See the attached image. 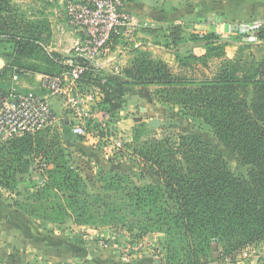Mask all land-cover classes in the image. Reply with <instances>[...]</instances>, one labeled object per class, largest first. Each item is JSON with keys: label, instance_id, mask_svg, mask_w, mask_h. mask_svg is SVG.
<instances>
[{"label": "trees", "instance_id": "16d2710c", "mask_svg": "<svg viewBox=\"0 0 264 264\" xmlns=\"http://www.w3.org/2000/svg\"><path fill=\"white\" fill-rule=\"evenodd\" d=\"M15 1L0 0V56L7 62L6 73L58 76L67 71L70 67L62 62L68 56L48 53L40 45L51 38L49 21L27 20ZM170 37L176 44L185 41L180 27H174ZM190 38L201 40L205 54L178 56L177 73L141 49L134 50L136 57L122 75L104 74L75 59L87 69L82 87L102 92L98 106L116 122L134 86H159L161 102L208 126L227 153L184 130L176 138L146 143L139 152L157 182L122 184L127 175L104 170L101 186L92 191L80 166L70 165L61 153L62 137L46 130L0 146V187L14 189L19 176L25 169L30 173L37 162L41 174L31 185L34 199L48 202L55 194L58 203L51 204L50 211L56 216L69 212L78 225H122L163 234V264H210L214 249L222 259L264 241V57L249 54L245 59L244 51L254 46L247 43L235 59H223V37L209 33ZM256 38L264 40V28ZM216 58L223 59L217 73L199 77V64L208 68ZM231 159L247 173H236Z\"/></svg>", "mask_w": 264, "mask_h": 264}, {"label": "rangeland", "instance_id": "374dc122", "mask_svg": "<svg viewBox=\"0 0 264 264\" xmlns=\"http://www.w3.org/2000/svg\"><path fill=\"white\" fill-rule=\"evenodd\" d=\"M33 1L34 0L15 1L16 5L24 11V17L27 18V20H30L31 18L29 16L32 15L34 10L38 9L36 8L37 5H33ZM35 1L38 2L36 4H39L40 0ZM55 1L59 3L61 8V17L58 18L55 13L49 16L54 28V34H51V36L53 35L55 37L57 45L59 44V50H63L62 53L66 54L68 50H70L69 53L71 52L73 48L72 43H74V40L79 34L70 24L66 9L68 0ZM40 7L48 8V5L41 2ZM68 32L74 33L71 39ZM157 32L162 33L161 29L159 31L157 29L154 33ZM159 35L161 34H158V36ZM44 37L46 36L44 35ZM222 37L227 40L225 58L223 59H235L241 47L247 43H254V46L244 51L243 57L245 59L248 57L251 58L252 56L260 60L264 57V40L259 42L257 38L256 40H249L247 37L233 34H226ZM124 38L125 37H119L113 39L109 45L108 54L102 56L100 60L107 59V55H109L114 49V46H116L115 43L117 45L124 44ZM170 39L171 42L165 39L162 40L161 37L157 38V40L161 41V46L166 48V51H145L148 52V57L150 59L161 61L174 73L181 70L178 56L186 57L191 53L198 56H203L205 54V46L201 44V40L197 41L195 39L190 41L194 43V46L197 47L199 52L202 51L201 54L189 50L188 52L185 46L181 47V51H176L174 54L169 53L168 48L171 50L170 47H172V50H174L183 45V42L176 44L172 42L171 37ZM42 43L40 45L45 47L48 41L44 38ZM249 54H251V56H249ZM122 56V54L116 55L119 61L124 63L126 62V58ZM135 57L136 55H133L128 64L123 66V70L120 71L121 74L131 65ZM223 59L216 58L211 60L208 68L199 64L197 67L198 76L201 77L203 73L210 77L213 76L217 73ZM182 72L190 73L188 69H183ZM32 73L33 72L24 73L22 75L24 79H22V81L19 79L18 82H15L20 89L32 91L38 87V82L30 77ZM9 79L10 73L7 72L4 73V77L1 81L5 84L11 83ZM80 89L83 90V87H80ZM89 89H92V87L83 91H89ZM133 89L134 92L127 95L124 101L128 105L135 106V112H128L127 114L129 117L134 116L136 122L139 123L149 118L150 123L134 125L133 121H129L126 125L127 128L122 130V128L111 119V135H113V138L118 137L122 144L120 148L116 146L114 148L113 146V148L109 150L110 152L107 156L110 159H117L123 154L126 158L125 162L123 161L125 165H127L126 168L124 167L126 169L125 172H123L122 169L115 171L127 175L122 184L132 182V184L144 186L157 182L151 166L140 159L138 155L139 152L143 151L142 149L145 147L146 143H150L154 140H163L166 137L176 138V135L184 130L187 131V133H195L209 139L216 147L223 150L224 153H227L208 126L202 124L200 121H194L191 117H188L181 108L161 102L160 98L156 95V92L161 89L159 86H134ZM54 103L56 105L55 115L57 118V125L55 129H50V136L59 135L62 137V142L64 144L61 153H64L70 165L78 167L80 166V161L87 159L84 157L91 154L90 152L93 151L94 148L85 144L80 146L74 141L76 137L71 132L69 125L71 117L69 113H66L63 109L62 112L60 111L62 106L59 99H56ZM58 104L59 106L57 107ZM140 107L146 108L148 111L141 112ZM154 121L158 122V124H153ZM64 122H66V124ZM100 134V141L94 142L93 145L95 148L97 147L96 149L98 150H105V147H108L112 142L107 138L108 133ZM79 149L82 151L81 155L77 153ZM54 150H56V148ZM229 162L236 173H247L246 168L238 166L234 160L231 159ZM118 163L119 161L109 162L108 165L112 169L115 167L120 168L122 164ZM39 167L38 163L35 162L30 173L25 169L26 173L22 174L21 177L19 176L16 183V185H18L14 189L9 190L0 187V190H3V192H0V264H163V244L165 241V236L163 234L154 231L142 233L136 228L130 230L128 227H122V225H78L75 223L74 219L70 217L69 212L65 211V214L61 212L59 216H56L55 213L50 211L52 207L51 204L58 203L55 194L51 195L52 198L48 202L34 199L32 192L36 190H34L31 185L41 174V168ZM104 170L108 169L105 168ZM84 172L85 170H82L81 174ZM99 175L100 172H97L93 179L91 178L90 180L87 178L90 190L94 191L101 186ZM219 257V249H214L210 257V264H264V241L247 247L231 257L222 259Z\"/></svg>", "mask_w": 264, "mask_h": 264}, {"label": "built area", "instance_id": "2783aa9c", "mask_svg": "<svg viewBox=\"0 0 264 264\" xmlns=\"http://www.w3.org/2000/svg\"><path fill=\"white\" fill-rule=\"evenodd\" d=\"M66 9L72 28L79 34L69 58L63 63L70 68L58 76H42L39 88L32 91L20 89L15 82L0 83V146L52 129L57 123L50 102L54 98L59 99L62 109L69 113V125L75 137L99 142L100 133H108L112 144L121 147L120 139L111 135V116L98 106L102 92L98 88L80 89L87 69L75 59H84L97 67L113 39L131 36L137 25L123 9L122 0H68ZM263 28L260 22L245 26L231 24L229 33L256 40V33ZM45 181L46 177L39 186Z\"/></svg>", "mask_w": 264, "mask_h": 264}, {"label": "crops", "instance_id": "0c3cea01", "mask_svg": "<svg viewBox=\"0 0 264 264\" xmlns=\"http://www.w3.org/2000/svg\"><path fill=\"white\" fill-rule=\"evenodd\" d=\"M41 2L48 5V8L40 7ZM122 2L123 9L133 17L137 28L131 37L124 38V44H119L121 45L119 46L115 43L116 46H114L112 52L107 55V59H101L98 61L97 68L104 74L108 75H120V71L123 70V66L128 64L130 58L134 55V50L136 49L154 52H160L162 50L166 51V48L161 46V41L157 40V38L161 37L162 40L165 39L171 42L170 33L174 27H180L181 38L186 41L183 42L182 46H179L180 48L177 47L174 50H172V47H170L171 50L168 48V52L174 54L176 51H181V47L185 46L187 51H195L201 54L202 51L199 52L197 47L194 46V43L189 39L193 34L205 35L215 33L216 35L222 37L223 35L230 34L229 27L231 24H241L245 26L253 22H260L264 25V0H122ZM36 3L38 2L34 0L33 5H37L36 8L38 9L34 10L32 15L29 17L31 19H47L50 23L51 34H54V28L49 16L55 13L58 18L61 17V8L59 3L55 0H40L39 4ZM157 29L158 31L161 29L162 33H154ZM73 34V32H68L70 39ZM158 34L161 35L158 36ZM78 38L79 36L74 40V43H72L73 45ZM45 50L48 53L56 52L64 57L68 56L70 51L68 50L66 54H63V50H59V44L57 45L53 35L46 44ZM118 54H122V57L126 58V62H120L116 57ZM6 65V60L0 56V83L2 85H9L13 82H18L19 79L21 81L24 79L22 75L12 72L10 73L9 79L11 83H3L1 79H3L4 73H6ZM42 76H44V74L40 73H32L30 76L38 82L37 88L40 86ZM15 77H17V79H15ZM55 100L56 99L54 98L50 99L53 109L55 108L54 111L56 110V105L54 103ZM58 106L59 104L57 107ZM134 108L135 106L125 103L123 109L119 112L117 120L114 123L118 124L122 130L127 128L126 125L129 121H133L134 125L150 123L149 118L142 122L140 121L139 123L136 122L134 116L129 117L127 113H134ZM60 111H63L62 107L60 108ZM140 111L147 112L148 110L140 107ZM64 123L66 124V122ZM56 125L57 123L52 130L55 129ZM81 139L82 140L75 138L74 141H76V143L80 146L85 144L95 149L90 152L91 154L84 157L87 159L80 161V168L85 170V172L82 173L84 178H89L91 180V178L93 179L96 176L97 172H102L105 168L115 171L122 169V171L125 172L127 165L124 163L126 158L123 154L117 159L111 158L112 160L107 156L110 152L109 150L113 148V144L110 143L108 147H105V150H98L96 149L97 147L95 148L93 145L96 141L92 139ZM77 153L81 155L82 151L79 149L77 150ZM116 161H119L118 164H122L124 161L122 164L123 167L121 166L122 168H117L113 166L115 168H110L108 165L109 162ZM0 192H3V190H0Z\"/></svg>", "mask_w": 264, "mask_h": 264}, {"label": "water", "instance_id": "95a60500", "mask_svg": "<svg viewBox=\"0 0 264 264\" xmlns=\"http://www.w3.org/2000/svg\"><path fill=\"white\" fill-rule=\"evenodd\" d=\"M153 124H158V122L154 121V123H153Z\"/></svg>", "mask_w": 264, "mask_h": 264}]
</instances>
